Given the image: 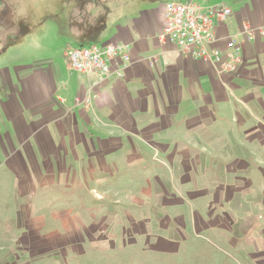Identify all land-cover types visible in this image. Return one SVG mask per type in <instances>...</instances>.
<instances>
[{"label":"rangeland","instance_id":"rangeland-1","mask_svg":"<svg viewBox=\"0 0 264 264\" xmlns=\"http://www.w3.org/2000/svg\"><path fill=\"white\" fill-rule=\"evenodd\" d=\"M66 1L75 3L0 0V105L30 67L66 71V51L79 46L68 32L80 18L93 23L91 9L110 14L97 44L123 11L186 0H99L72 12ZM224 126L193 139L188 155H170L174 140L140 136L109 149L91 140L70 156L57 142L51 156L17 167L20 179L0 167V264H264V141Z\"/></svg>","mask_w":264,"mask_h":264},{"label":"crops","instance_id":"crops-1","mask_svg":"<svg viewBox=\"0 0 264 264\" xmlns=\"http://www.w3.org/2000/svg\"><path fill=\"white\" fill-rule=\"evenodd\" d=\"M230 1L231 5L221 0L197 3L232 9V17L215 24L214 30L217 48L224 51L226 43L234 41L240 51L234 73L161 41L167 2L144 4L113 18L110 40L105 42L130 47L131 62L120 76L117 66L108 80L78 74L69 65L66 71L30 67L0 105V156L5 158L0 167H9L20 179L17 167H30L31 154L51 156L57 142L70 156L67 149L89 150L91 140L106 139L109 149L116 139L140 136L155 142L174 140L170 155H188L194 141L211 137L206 135L211 126L226 131L228 123L237 124L236 134L249 144L264 141V0ZM34 124L41 128L36 136L35 129L30 130ZM49 124L57 128V136ZM162 146L158 142L156 149Z\"/></svg>","mask_w":264,"mask_h":264},{"label":"built area","instance_id":"built-area-1","mask_svg":"<svg viewBox=\"0 0 264 264\" xmlns=\"http://www.w3.org/2000/svg\"><path fill=\"white\" fill-rule=\"evenodd\" d=\"M232 15V9L225 5L203 7L195 0L167 2L161 41L171 42L186 56L234 73L241 61L240 51L234 41L227 42L224 51L217 48L218 38L214 30L215 24L226 23ZM129 51L128 45L104 42L70 47L66 58L73 72L108 80L115 74L114 66H117L114 69L118 76L129 66ZM85 104L89 105L90 99Z\"/></svg>","mask_w":264,"mask_h":264},{"label":"trees","instance_id":"trees-1","mask_svg":"<svg viewBox=\"0 0 264 264\" xmlns=\"http://www.w3.org/2000/svg\"><path fill=\"white\" fill-rule=\"evenodd\" d=\"M73 1V0H72ZM67 2V1H66ZM87 4H91L94 2H97L98 7H99V0H75L74 4H69L68 2V7L70 8V11L72 12V10L74 9H80L81 8L78 7L81 6L84 3ZM91 11V19L94 21L93 23H89L88 19L89 17H85V20H82L80 18L79 21H75L76 24L78 25L76 28V31H69V35L72 37L73 41H75L77 44H79V46H75V47H81V46H85L86 44H91V43H96L98 41V39L102 36V34H104L110 27L108 25V13L106 12V14H104L103 18L98 17L97 19V13L99 12L101 14V11L99 10H90ZM88 11V12H90ZM86 12V11H85ZM103 12V11H102ZM75 23H72L71 26H74ZM72 28V27H71ZM73 30V28H72Z\"/></svg>","mask_w":264,"mask_h":264}]
</instances>
